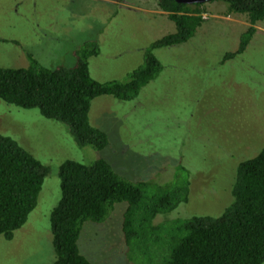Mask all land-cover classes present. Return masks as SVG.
Masks as SVG:
<instances>
[{"label": "rangeland", "instance_id": "obj_1", "mask_svg": "<svg viewBox=\"0 0 264 264\" xmlns=\"http://www.w3.org/2000/svg\"><path fill=\"white\" fill-rule=\"evenodd\" d=\"M204 23L190 40L154 50L162 70L132 100L102 94L90 122L107 132L103 149L79 146L69 127L0 99V134L16 139L50 167L35 208L12 238L0 234V264H51L56 259L51 212L61 198L67 159L109 160L131 179L171 178L189 170L190 199L178 214L220 215L232 201L238 164L264 147V20L232 58L245 14L223 13L224 0L203 5ZM157 0H0V67H27L31 54L47 67L73 66L78 49L97 41L89 58L99 81L127 80L152 41L174 32ZM126 202L104 221L84 222L78 239L93 264H134L122 229Z\"/></svg>", "mask_w": 264, "mask_h": 264}, {"label": "trees", "instance_id": "obj_2", "mask_svg": "<svg viewBox=\"0 0 264 264\" xmlns=\"http://www.w3.org/2000/svg\"><path fill=\"white\" fill-rule=\"evenodd\" d=\"M157 1L176 29L150 43L127 80L91 76L89 58L100 46L90 41L74 53L73 66L47 67L28 54L27 67H0V99L65 123L81 147L105 148L107 132L90 122L92 100L102 94L136 98L163 68L154 50L190 40L205 21L204 2ZM224 1L223 13L245 14L250 23L237 50L224 54L228 59L246 49L264 20V0ZM49 171L16 139L0 134V234L12 238L25 224ZM188 172L179 167L171 178L134 180L106 158L88 164L65 160L59 171L61 198L50 217L56 252L51 264H93L78 243L83 224L104 221L119 202L127 203L122 229L134 264H264V147L238 164L233 199L218 216L178 214L190 199Z\"/></svg>", "mask_w": 264, "mask_h": 264}, {"label": "water", "instance_id": "obj_3", "mask_svg": "<svg viewBox=\"0 0 264 264\" xmlns=\"http://www.w3.org/2000/svg\"><path fill=\"white\" fill-rule=\"evenodd\" d=\"M179 2H185V3H193V2H207L210 0H177Z\"/></svg>", "mask_w": 264, "mask_h": 264}]
</instances>
